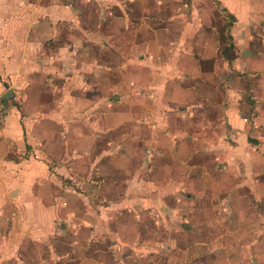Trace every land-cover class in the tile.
I'll return each instance as SVG.
<instances>
[{
  "label": "rangeland",
  "instance_id": "374dc122",
  "mask_svg": "<svg viewBox=\"0 0 264 264\" xmlns=\"http://www.w3.org/2000/svg\"><path fill=\"white\" fill-rule=\"evenodd\" d=\"M193 1L134 0L128 2L129 24L121 22L115 25L113 15H102L96 6L91 5L89 10L87 6L88 11L83 13L80 25L90 29V40L86 45L78 46L67 77L50 78V68L62 71L65 66L59 61L51 65L40 51L35 56L36 59L42 56L37 71L43 75L32 76L36 71H31L23 82L13 83L16 90L14 102L21 117H26L32 125L27 127L26 134L42 147L47 144L50 134L57 135L60 140L56 144L57 149L55 146L52 148L59 150L61 157L65 150L72 154L66 165L73 178H63L67 187L62 190V196L77 202L78 216L85 207L97 209L96 204L100 202L119 200L128 192L136 173L138 177L150 178L152 168L154 172L161 169L165 161L157 157L150 159L152 150L158 153V150L162 152L166 149L176 154L173 151L176 145L172 140H158L161 138L158 135L151 138L150 120L156 119L158 124L161 110L155 113L147 110V102L161 103L163 98L168 100L165 95L159 97L157 92L156 86L165 81L161 78L159 66L171 56L168 40L175 39L182 27L174 16L182 11L183 3L192 4ZM195 3L201 7V21L220 29L222 39L231 43L226 29L234 17L222 10L218 0H195ZM102 16L106 18L103 23L98 21ZM99 30L104 32L103 39L101 33H97ZM97 37L99 39L94 40ZM146 40H152L150 46L135 45V42L142 44ZM180 73L175 71L173 77L181 80ZM151 93H154L153 96ZM181 107L170 110L172 114H166L168 118L164 116L166 125L169 120L176 125L186 124ZM208 115L206 111L200 116L204 120L203 125L198 126L200 134L209 133L213 128L209 125ZM82 119L88 129L87 138L82 137ZM52 122H55L53 126ZM159 129L162 128L156 126L155 130ZM156 139L158 141L155 142ZM222 143L227 142L223 140ZM186 145H180L179 152L188 155L190 162L200 165L199 178L192 188L184 190H176L175 187L146 189L141 183L142 178H138L137 183L132 181L135 188H130V194L155 198L159 200V205L145 207L146 213L135 209L134 227L125 231L120 248H117L118 245L112 248V241L103 238L100 241L94 238L89 244L85 241L88 247L84 248L80 243L81 236L85 240L88 235L89 240L92 235L89 227L94 225L87 218L90 221L87 228L83 219L75 218L81 235L78 238L74 231L60 234V231L57 232L60 225H55L40 245L24 239L20 243L22 255L11 256V253L0 252V264H97L96 260L107 264H144L142 254L145 250L137 253V248H133L137 243L142 247L157 246L160 240L168 242L167 253H157L153 264H264V191L243 187L233 191L228 188L231 185L227 174H219L222 173L220 166L223 163L215 154L216 148L209 149L207 143L191 149ZM104 152L106 154L102 156ZM217 152H220V147ZM173 161L176 162V159L173 158ZM258 163L252 161L248 166L255 167V176L261 182L264 175L256 169ZM229 167L234 169L236 165L229 164L223 171ZM88 175L91 177L86 182ZM212 175L219 182L216 193L210 186ZM102 177L108 178L110 183L95 182ZM153 177L154 173L151 174ZM43 192L50 196L48 189ZM87 201L92 206L86 205ZM162 217L164 224L160 226ZM120 220L127 221L124 214ZM136 221L144 223V227L139 228ZM211 246L215 249L209 250ZM99 247L104 250L103 253L97 250ZM13 248L17 249V243ZM69 249L70 255L57 256ZM87 256L94 260H87Z\"/></svg>",
  "mask_w": 264,
  "mask_h": 264
},
{
  "label": "crops",
  "instance_id": "0c3cea01",
  "mask_svg": "<svg viewBox=\"0 0 264 264\" xmlns=\"http://www.w3.org/2000/svg\"><path fill=\"white\" fill-rule=\"evenodd\" d=\"M133 1L0 0V94L3 96L9 89L13 91V97L5 102L7 116L5 127L0 132L2 254L22 255L20 243L24 239L38 242L40 245V241L48 237L50 229L52 230L55 225H60L57 231H60V234L74 231L78 238V235H81L75 218L83 219L86 225L91 220L94 225L86 226L87 228L90 226L89 230L92 233L89 240L88 235L85 240L81 236L80 243L84 248H87L94 238L96 241L102 238L110 239L112 248L117 245V248H120L125 231L133 226L135 209L139 213H146L145 207L159 205V200L155 198L130 194V188H135L132 181L137 183L138 178H142L136 173L130 182L128 192L119 200L100 202L96 204L97 209L85 207L78 216L77 202L62 196V190L67 187L63 178L66 179L68 176L73 178L66 165L72 158L71 152L65 150L64 156L61 157V154H58L59 150L55 151L52 148L55 146L57 149L56 144L60 141L57 135L50 134L46 140L47 144L43 147L37 141L31 140L25 132L27 127L32 126L31 122H27L26 117H21L14 102L16 90L13 83L23 82L31 71H36L32 76L43 75L37 71L43 54L47 56L46 61L50 64L59 61L65 66L62 71L50 68L52 72L50 78L67 77L78 46L86 45L90 40V29L80 24L83 13L89 10L91 5L96 6L102 15L103 13L113 15L112 22L115 25L121 22L128 23L130 15L128 2ZM218 1L222 10L234 17V21L226 29L231 43L222 39L221 31H218L220 29L201 21V7L197 6L195 0L192 4L183 3L182 11L174 16L182 27L178 36L167 42L171 56L165 64L159 66L161 78L165 81L156 86L159 97L165 95L168 100L163 98L161 103H152L153 100H148L150 103L147 102V110L154 113L161 110L158 124L156 119L150 120L151 134L153 133L151 138L159 136L161 138H157L158 140H172L176 145V149L173 150L176 154L166 149H162V152L158 150V153L157 150L150 152V159L157 157L165 163L155 172L152 168L150 178H142L141 183L146 189L192 188L199 178L200 165L190 162L191 158L179 152V147L186 143V147L191 149L198 144L207 143L209 149L216 148L215 154L223 163V166H220L222 173L219 174L223 172L224 176L227 174L231 185H228V188L233 191L242 187L264 191V181L258 182L255 167L248 166L250 162L258 161L256 169L264 175V0ZM119 10L122 13L116 14L115 12ZM105 20L103 16L98 19L101 23ZM97 33H101L103 39V30ZM98 37L94 40L97 41ZM151 42L152 40H146L142 44L135 42V45L150 46ZM40 51V59H36V52L40 54ZM153 71L157 74L154 68ZM175 71L181 72V80L173 77ZM178 106H182L186 124L176 125L169 120L166 125L164 122L166 114H172ZM206 111L209 112V125L213 128L209 133L201 131L200 134L198 126L204 122L200 116ZM50 124L53 126L55 122ZM213 124L217 126L214 127ZM156 126L162 129L155 130ZM81 127L82 137L87 138L88 129L83 119ZM64 138H67V135H64ZM223 140L227 143H222ZM65 143H68L67 139ZM66 144L64 146H67ZM219 147L220 152H217ZM104 154L106 152L102 153V156ZM229 164L236 167L234 169L229 167L223 171ZM231 169L233 171H230ZM186 173L187 176H184ZM217 174L216 171V176ZM213 175L210 177V186L216 193L219 182ZM90 177L91 175H88L86 182H89ZM102 178L95 182L110 183L108 178ZM46 189L50 191V196L44 195L43 191ZM85 204L92 206L88 201ZM88 214L93 216L86 217ZM123 214L124 219H127L125 222L120 220ZM165 219L167 220V216ZM136 224L141 229L144 227V223L136 221ZM163 224L162 217L160 226ZM85 241L88 244L85 245ZM76 242L74 240L75 244ZM16 243L17 249L14 250L13 245ZM139 244L137 243L133 249L137 248V253L145 250L142 254L143 263L153 264L157 253L162 255L167 250L168 242L160 240L156 243L157 246L153 247L149 245L142 247ZM214 249L215 247L211 246L209 250ZM97 250L100 253L104 251L100 247ZM70 251L69 249L57 256H68L71 254ZM86 259L94 260L89 256ZM96 262L107 264L100 260Z\"/></svg>",
  "mask_w": 264,
  "mask_h": 264
},
{
  "label": "built area",
  "instance_id": "2783aa9c",
  "mask_svg": "<svg viewBox=\"0 0 264 264\" xmlns=\"http://www.w3.org/2000/svg\"><path fill=\"white\" fill-rule=\"evenodd\" d=\"M6 116H7V110H6L5 102L3 101L2 95L0 94V132L5 127Z\"/></svg>",
  "mask_w": 264,
  "mask_h": 264
},
{
  "label": "water",
  "instance_id": "95a60500",
  "mask_svg": "<svg viewBox=\"0 0 264 264\" xmlns=\"http://www.w3.org/2000/svg\"><path fill=\"white\" fill-rule=\"evenodd\" d=\"M11 97H13V91L12 90H8L7 93H5L3 96H2V99L4 102H6L7 100H9Z\"/></svg>",
  "mask_w": 264,
  "mask_h": 264
}]
</instances>
